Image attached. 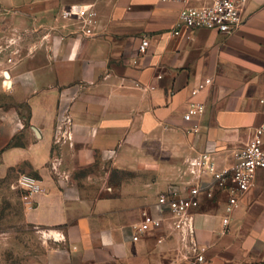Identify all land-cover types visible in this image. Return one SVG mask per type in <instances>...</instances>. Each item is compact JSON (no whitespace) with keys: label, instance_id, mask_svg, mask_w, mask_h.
<instances>
[{"label":"crops","instance_id":"crops-1","mask_svg":"<svg viewBox=\"0 0 264 264\" xmlns=\"http://www.w3.org/2000/svg\"><path fill=\"white\" fill-rule=\"evenodd\" d=\"M73 7L95 14L89 36L78 19L61 17ZM182 7L0 0V71L8 74L0 85V194L22 202L23 246L30 225L41 234L37 264H264V169L226 227L225 191L193 209L203 262L180 261L179 238L166 227L132 241L141 212L165 189L146 190V198L149 181L138 182V173L182 185L186 161L202 153L229 169L264 125V0H248L231 35L174 36ZM144 37L149 46L140 53ZM191 103L204 110L185 122ZM111 169L132 177L120 179V189ZM160 169L171 174L160 178ZM18 261L31 264L29 255Z\"/></svg>","mask_w":264,"mask_h":264},{"label":"built area","instance_id":"built-area-1","mask_svg":"<svg viewBox=\"0 0 264 264\" xmlns=\"http://www.w3.org/2000/svg\"><path fill=\"white\" fill-rule=\"evenodd\" d=\"M162 3H178L183 7L177 16L176 28L172 31L179 36L182 30L189 34L194 30H214L224 35H231L238 30L244 21V7L248 0H156ZM64 19L76 18L85 35L91 34L95 14L86 7H73L61 13ZM149 46L147 38H142L138 51L144 53ZM211 80L207 79L191 91L198 94ZM204 106L191 103L182 119L190 122L200 115ZM188 178L182 185H168L161 191L155 201L141 212V221L132 241L151 231L166 227L179 238L181 247L180 261L201 263L204 258L195 240L193 209L202 199H212L216 190L225 191L227 199L224 205L222 224L228 225L230 214L239 206L240 196L254 184L256 172L264 169V125L259 126L253 135L236 155L235 163L229 169H219L209 153H202L186 161ZM26 186L34 190L40 188V182L25 181ZM36 194V193H35Z\"/></svg>","mask_w":264,"mask_h":264},{"label":"rangeland","instance_id":"rangeland-1","mask_svg":"<svg viewBox=\"0 0 264 264\" xmlns=\"http://www.w3.org/2000/svg\"><path fill=\"white\" fill-rule=\"evenodd\" d=\"M4 71V69H3ZM5 72L0 71V85H4V83L7 81L5 76ZM163 165V163H161ZM90 171V170H86ZM181 171V170H180ZM160 172V178L162 175L168 176L171 174V170L163 169L159 170ZM184 174V177L186 179L188 178V174L186 172V167L184 170H182V175ZM110 177L114 181V183H117V187H120V189L123 187L122 184H119L120 179L126 178L129 179L132 177L131 172H118L116 170L111 169L110 171ZM140 180L149 181L148 183H144L142 185V188L144 189V196L147 198V195L145 192L146 190L149 191H155L159 192L166 188L168 185H175L178 183H167L166 185L156 184L155 182H150L149 174H140L138 173V182ZM160 181L162 179H159ZM128 181V180H127ZM151 183V184H150ZM131 186L128 184L127 188H130ZM157 194V193H156ZM156 194L154 196H156ZM117 196V195H116ZM7 194H0V264H20L18 261L19 258H22V256H30L31 258V264H37L38 257H42L45 254V245L43 244L42 240L40 239L41 234H39L38 230L34 229L33 225H30V245L29 247L23 246V236L27 237V232H22V227L24 225V222L21 218L22 216V202L9 200ZM116 203H119L116 201ZM121 203V202H120ZM130 216L128 217L129 220H136L138 219V215L130 213ZM26 224V223H25ZM51 239H48L47 244V254L49 253V247L51 246ZM53 246V245H52ZM29 250V251H28Z\"/></svg>","mask_w":264,"mask_h":264},{"label":"water","instance_id":"water-1","mask_svg":"<svg viewBox=\"0 0 264 264\" xmlns=\"http://www.w3.org/2000/svg\"><path fill=\"white\" fill-rule=\"evenodd\" d=\"M4 76H5L6 79H8V74H7V72L4 73Z\"/></svg>","mask_w":264,"mask_h":264}]
</instances>
